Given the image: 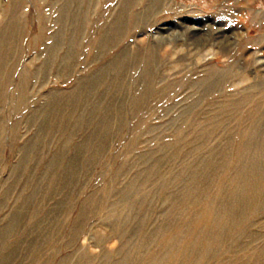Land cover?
<instances>
[{
  "label": "rangeland",
  "instance_id": "1",
  "mask_svg": "<svg viewBox=\"0 0 264 264\" xmlns=\"http://www.w3.org/2000/svg\"><path fill=\"white\" fill-rule=\"evenodd\" d=\"M68 1L0 0V264H144L264 151V0Z\"/></svg>",
  "mask_w": 264,
  "mask_h": 264
},
{
  "label": "bare ground",
  "instance_id": "2",
  "mask_svg": "<svg viewBox=\"0 0 264 264\" xmlns=\"http://www.w3.org/2000/svg\"><path fill=\"white\" fill-rule=\"evenodd\" d=\"M71 1L73 0L68 2ZM61 17L67 18L66 14H62ZM122 17V14L118 15L112 33L121 30ZM2 52L3 46L0 47V62ZM125 58L120 56L110 66L118 68L124 65ZM102 82L104 81L100 74H95L88 79L87 86L96 89ZM143 96L144 94L140 96V100ZM253 129L256 128L253 126ZM254 134L241 136L243 153L237 156L236 171L226 186V198L220 200V204L215 209H212L210 204L205 205L204 214L197 217L193 224L195 226L191 228L193 231L189 228L169 235V229H160L152 237H145L142 244H146L149 238L159 237L160 249L151 253L144 264H264V247L254 253L246 252L248 246L243 242L245 236L256 237L254 233L244 228V224L264 210V151L262 142ZM60 159L57 156V162H60ZM227 166L226 164V168ZM150 170L148 177L155 172L153 169ZM198 176V174L193 176L197 182H199ZM136 188H138L137 183L130 184L123 197L126 199ZM197 188L200 190L202 187L196 185L195 189ZM13 225L14 222H11L3 234L7 235ZM126 257V260L113 264H132V259Z\"/></svg>",
  "mask_w": 264,
  "mask_h": 264
}]
</instances>
